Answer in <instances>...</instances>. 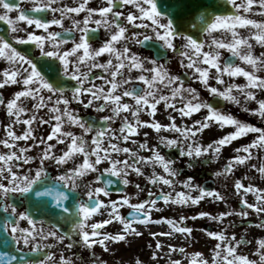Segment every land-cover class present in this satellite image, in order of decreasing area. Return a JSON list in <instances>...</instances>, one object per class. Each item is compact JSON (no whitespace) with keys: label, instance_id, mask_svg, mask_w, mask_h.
<instances>
[{"label":"snow or ice","instance_id":"6c2138e0","mask_svg":"<svg viewBox=\"0 0 264 264\" xmlns=\"http://www.w3.org/2000/svg\"><path fill=\"white\" fill-rule=\"evenodd\" d=\"M0 21V264H109L144 231L154 264H264V235L243 251L264 232V127L218 107L264 123V0H0ZM214 128L231 130L205 140ZM230 147L212 171L224 187L198 183ZM165 209L175 216L154 215ZM201 219L215 229L187 223ZM197 231L214 241L207 255L187 250ZM76 246L87 255L65 254Z\"/></svg>","mask_w":264,"mask_h":264},{"label":"rangeland","instance_id":"374dc122","mask_svg":"<svg viewBox=\"0 0 264 264\" xmlns=\"http://www.w3.org/2000/svg\"><path fill=\"white\" fill-rule=\"evenodd\" d=\"M12 15H14V13ZM257 51H259V49H257ZM225 55L227 56L228 53H225ZM237 82H242V78H239L237 80ZM191 83L194 86H198V85H196L195 81H191ZM8 89H11V88H8ZM8 89H6V90H8ZM201 92H202V96L205 99H210L208 94L206 92H204L203 89H201ZM254 106H255L254 104H250L249 105V107H254ZM222 109H225V110L233 113L234 115H236L238 118H240L242 120H246V121H248L250 123H253V124H255L258 127H264V123H262L258 118L250 116L249 114L243 112L236 105H232V104H229L228 102H226V106L224 108H222ZM158 119H162L163 120L164 116L158 114ZM229 130H231V129L226 128V129L220 130L218 128H214L212 131H206L205 134H204V138H205V140H208L209 138H214L216 135L222 134V132H226V131H229ZM249 138H251V134L249 135V137H244V138H241L240 140L234 142L233 146H237V145L242 144V143H247ZM230 154H232L231 147L228 148L223 153V155L221 157V160L219 162L202 166L198 170H196L195 171V175H196V178H197V182L201 183V184H204L205 181L211 180V181H213L212 187L223 188L224 184H223L222 180L213 177L212 176V171L215 170V169L220 168L223 165V163L225 161V158L227 156H229ZM177 167H182V163L178 164ZM239 170L242 171V174L245 172L244 168H240ZM185 173L191 174L192 170L187 169V171H185ZM242 174H239V173L237 174L236 173V176L240 177ZM133 179L136 180L137 182H140L141 184H143L142 180H140L138 178H135V177H133ZM255 182L257 184L264 183V181H261L259 179H257ZM127 187H128L129 191L132 190L131 185H129ZM113 197L115 198L114 194H113ZM249 199L251 200L252 197L249 196ZM235 202H236V198L233 197L232 203H233L234 206H235ZM201 207L204 208V209H207V210H212V211L216 210V206L215 205L207 203V202L202 203ZM194 210H195V208L187 209L186 211H187V213L189 215H191ZM124 211L126 213L127 209H125ZM183 211H185V210H182L181 214H183ZM175 214H176V212L173 209H165L164 212L154 213V215H156V216H160V215H172V216H175ZM97 219H100V217H97ZM206 222H208V223H206ZM187 223L188 224H193L197 228L207 227V228H210V229L214 230L215 227H216L214 222H210V221H208L206 219L197 220L195 222L188 221ZM117 228H118V225H112V226H109L108 230L115 231ZM235 231L237 233V237L239 238L242 229L241 228H236ZM194 235H195V237L199 236L203 240H206V239L210 240L209 238H207L204 235V233L202 231H197V232L194 233ZM261 235H264V232H261L259 229H255V228L250 229L249 233H248V238L249 239H253V244L248 245L247 247H245L243 249L245 250V249L250 248V247L254 249V244H255L254 238H259ZM166 242L167 243L171 242V243L176 244V245L184 244V240L180 239V238H173L171 240H169V238H167ZM66 243H67V241H66ZM73 243L75 244V238L73 239ZM149 243L154 245L155 240L151 236L147 237L145 234L142 237L131 238L129 242H125V243H121V244L115 245L114 246V254L113 253H105V254H103L102 258L107 260L109 262V264H129L130 261H132L134 258H137V257L140 258L141 260H143L144 264H154V262H152L151 259H150V252L152 251V249H150L148 247ZM211 245H212V243H210V245L206 246V248H205L206 253H208V249L211 247ZM44 250H46V251L47 250L48 251H56L57 253H59L60 251H64L62 249H44ZM96 251H97V255H101V250L99 248H97ZM251 251H249V252H251ZM72 253H75L77 256H79L81 253H84L85 255H87L85 250L83 248H81V247H78V246L73 247L71 250H66L65 251L66 255H72ZM160 264H164V261L161 260Z\"/></svg>","mask_w":264,"mask_h":264},{"label":"flooded vegetation","instance_id":"af4514ba","mask_svg":"<svg viewBox=\"0 0 264 264\" xmlns=\"http://www.w3.org/2000/svg\"><path fill=\"white\" fill-rule=\"evenodd\" d=\"M95 2H96V0H93V4H95ZM23 6H25V7H29L30 5L27 4V3L25 2V3L23 4ZM14 14H15V13H14ZM6 32H7V30H6ZM101 36H103V33H101ZM149 51H151V50H145V51H144V54L147 55ZM170 64H171V67H172V69H173L174 71H178V72H181V73L184 72L183 69H180V68L178 67V65H177V63H176V61H175V59L171 60V61H170ZM0 67H3V65L0 64ZM186 79H187V77H186ZM189 82H191V81L189 80ZM12 91H13L12 88H11V89H8V90H5V91H4L5 96L7 97ZM82 113H84V114H88V113H90V114L93 115V116L101 115V114H97V113H95L94 110H89V109H82ZM0 118H3V113H2V112H0ZM145 118H147V117H145ZM157 118H158V116H157ZM44 131H47V128H45ZM165 151L168 152L169 154H173V155L176 154V150H168V149H166ZM185 171H187L186 168H185L184 172H185ZM50 173H51V174H55V172H54L53 170H51V169H50ZM18 210H20V211L25 210V206L20 207V206L18 205Z\"/></svg>","mask_w":264,"mask_h":264},{"label":"bare ground","instance_id":"6f19581e","mask_svg":"<svg viewBox=\"0 0 264 264\" xmlns=\"http://www.w3.org/2000/svg\"><path fill=\"white\" fill-rule=\"evenodd\" d=\"M206 223H208V222H206ZM153 230L154 231H161V230H165L166 231L167 230V226H156V227H154ZM144 234H148L147 231H144ZM148 237H150V236L148 235ZM158 239H160L164 243H167L166 242L167 237L161 236V237H158ZM210 243H214V241H210V240H207V239L203 240L199 236H197L196 237V242L192 243L191 246L187 250L188 251L199 250V251H203L207 255V253L205 251V248H206L207 245H210ZM251 250H253V248H251V247L247 248L245 250L243 249V251H245V252H249Z\"/></svg>","mask_w":264,"mask_h":264},{"label":"water","instance_id":"95a60500","mask_svg":"<svg viewBox=\"0 0 264 264\" xmlns=\"http://www.w3.org/2000/svg\"><path fill=\"white\" fill-rule=\"evenodd\" d=\"M3 26H4V24L0 22V27H3ZM224 105H225V101H220L218 107L222 108ZM113 187L115 188V187H121V186L119 184H117V185H114ZM26 206H27V204H26ZM29 210L32 211L35 214L37 220H41V219L48 220L47 216H41L39 213H37L35 211V209H29ZM1 215L2 214L0 213V224L3 223V218H4ZM51 222L54 223L55 221L53 220ZM64 230L66 231L67 229H64ZM5 237H6V233H4L2 231V229H0V241H3L5 239ZM0 250H7V246H4V247L0 248ZM12 254H16V250L15 249H12ZM29 255L32 256V257H38V258H41V259L43 258V252L35 253V254H29ZM15 264H19V262H15Z\"/></svg>","mask_w":264,"mask_h":264}]
</instances>
